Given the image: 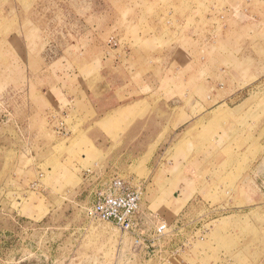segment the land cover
<instances>
[{
    "label": "rangeland",
    "instance_id": "obj_1",
    "mask_svg": "<svg viewBox=\"0 0 264 264\" xmlns=\"http://www.w3.org/2000/svg\"><path fill=\"white\" fill-rule=\"evenodd\" d=\"M0 264H264V0H0Z\"/></svg>",
    "mask_w": 264,
    "mask_h": 264
},
{
    "label": "built area",
    "instance_id": "obj_2",
    "mask_svg": "<svg viewBox=\"0 0 264 264\" xmlns=\"http://www.w3.org/2000/svg\"><path fill=\"white\" fill-rule=\"evenodd\" d=\"M141 195L140 185L133 187L125 179L115 177L95 192L85 213L91 219L111 222L121 231H132Z\"/></svg>",
    "mask_w": 264,
    "mask_h": 264
},
{
    "label": "crops",
    "instance_id": "obj_3",
    "mask_svg": "<svg viewBox=\"0 0 264 264\" xmlns=\"http://www.w3.org/2000/svg\"><path fill=\"white\" fill-rule=\"evenodd\" d=\"M109 81H110V78H109ZM94 108H96V105H95V104H94ZM109 109H110V108H108V109H106V110H104V111H101L100 113L97 112V114H98V115H103V114L105 115V114L108 113L107 111H108Z\"/></svg>",
    "mask_w": 264,
    "mask_h": 264
}]
</instances>
